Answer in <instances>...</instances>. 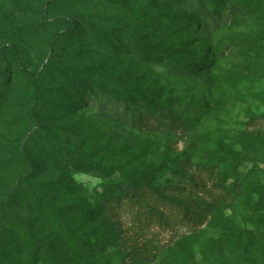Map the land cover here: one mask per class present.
<instances>
[{"label": "rangeland", "instance_id": "374dc122", "mask_svg": "<svg viewBox=\"0 0 264 264\" xmlns=\"http://www.w3.org/2000/svg\"><path fill=\"white\" fill-rule=\"evenodd\" d=\"M47 1L0 0V50L9 44L17 47L21 62L32 72L44 68L51 57L50 43L56 33L63 31L68 19L87 5L85 2L76 7L67 0H55L47 5ZM241 1L249 3L245 23L234 28L223 27L211 37L198 28H192L188 34L190 39H195L186 47L185 57L193 61L205 43L201 60L203 67L207 66L208 78L193 81L172 78L164 67L142 65L130 55L122 57L120 67L125 75L133 73L141 79L133 81L134 85L171 84L172 90L167 96L183 103L185 109L180 111L185 116L192 115L188 107L207 90L216 95L213 103L218 93L229 95L228 109H215L207 117L193 121L195 129L188 135L118 125L102 117L115 104L106 102L102 106L105 99L100 93L89 99L91 109L69 114L58 106L62 100L54 93L59 91L56 86L61 79L59 75L54 74L52 79L45 75L37 88L31 87L19 66L8 54L0 52V73L3 74L7 65L14 80L0 115V264H264V214L250 210L246 204L248 193L241 204L217 207L210 221L196 233H187L189 226L179 223L165 230L151 226L150 232H157L154 242L162 249L145 257L143 254L131 256L133 241L141 244L143 239L127 230L130 223L125 217L114 219L122 223V233L114 232L109 227L110 221L103 217L95 218L94 223L83 219L85 211H97L96 203L98 200L100 204L107 180L111 177L119 180V171L112 174L99 168L76 171L65 168L63 163L58 170H53L48 162L41 177H33L29 161L21 154L24 141L31 136L27 155L33 161H40L39 157L46 153L51 156L52 150L60 151V155L65 151L88 155L105 164L134 170L165 166L177 169L179 159L188 161L192 165L190 172L194 173L199 164L221 160L228 169L238 165L239 172L253 169L252 172L260 173L258 179L263 178L264 121L255 120L251 126L249 121L264 113V6L260 0ZM136 28L140 29H132ZM104 29L109 30L108 26ZM67 48L64 38L60 37L55 53L66 67L80 65L79 70L97 61L117 65L102 50H95L88 58L74 63L62 57ZM6 86L0 80V90ZM70 128H74L75 134L69 132ZM256 165L260 171L254 169ZM200 175L207 180L210 173ZM215 175L222 177L220 171ZM258 179L246 182V186L255 187ZM163 181L176 183L169 178ZM212 181L206 186L212 185ZM61 183L77 187V192L69 194L58 189ZM42 198L54 199L63 207V215H67L69 208V215L75 218V230L60 228V221L47 209ZM201 198L206 200L204 205L211 203L205 196ZM91 224L104 231V242L108 245L105 251L82 250ZM248 239L252 241L246 247L243 241Z\"/></svg>", "mask_w": 264, "mask_h": 264}, {"label": "trees", "instance_id": "16d2710c", "mask_svg": "<svg viewBox=\"0 0 264 264\" xmlns=\"http://www.w3.org/2000/svg\"><path fill=\"white\" fill-rule=\"evenodd\" d=\"M54 1L48 0L47 5ZM260 1L264 6V1ZM66 2L76 7L85 2L87 5L78 10L76 16L68 19L67 27L63 31L56 33L50 43L52 47L49 45L51 57L42 70L37 69L32 72L25 67L21 62L18 48L14 45H4L0 50L1 54H8L19 66L31 87L37 88L44 81L45 75L49 79H52L54 74L59 75L61 79L56 82L59 91L54 93L62 100L58 105L61 109L67 110L69 114L80 109H91L89 99L92 95L100 93L105 99L102 106L106 102L115 104L114 108L101 114L102 117L111 119L118 125H127L142 131L168 130L184 135L190 134L195 129L193 121L207 117L215 112V109L220 111L228 109L230 105L228 94L218 93L213 103L211 101L216 95L207 90L199 100L192 101L188 107L191 108L192 115L185 116L180 111L185 109L183 103L181 104L176 97L167 96L172 90L171 84L160 83L156 87L147 84L136 86L133 81L140 82V77L133 73L125 75L120 63L123 56L130 55L142 65L164 67L168 76L172 78L193 81L207 77L209 75L205 70L207 66L203 67L201 60L202 51L206 47L205 43L197 50L193 61L185 57L186 47L193 44L195 39H190L188 34L192 32V28H198L211 37L223 27L224 29L226 26L234 28L245 23L244 16L248 1L67 0ZM149 23L150 25L146 26ZM106 26L109 30L104 29ZM133 27H140V29H132ZM60 37L64 38L68 46L62 56L66 60H74L75 63L82 58H88L89 54L95 50H102L107 51L110 54L109 60L115 59L117 65L109 66L103 61H97L90 62L79 70L77 69L80 65L66 67L57 58V52L55 53ZM0 80L7 84L5 89L0 90L1 115L8 96L11 95V88L13 90L14 82L12 71L7 65L4 67L3 74L0 73ZM216 102L220 105L217 106ZM17 103L22 106L21 102L17 101ZM54 104L52 103L51 106ZM259 119L264 121V113L252 117L249 121L250 126ZM69 132L75 134L74 128H70ZM31 140L33 138L30 136L25 140L26 144L24 141L21 154L29 161L33 177H41L48 162L53 170H58L63 163L65 168L76 171L99 168L108 174L120 172L119 180L111 176L107 180V188L102 193V198H99L100 204L98 200L96 203L97 211L94 209L85 211L83 219L94 223L95 218L103 217L110 221L109 227L114 232L122 233V223H117L118 221L114 219L125 217L130 223L127 230L139 239H143L141 244L133 241L131 256L143 254L145 257L162 249L158 243L154 242L157 240V232L152 234L151 226L165 230L179 223L189 226L187 233H196L210 221L217 207L228 203L241 204L245 202L242 198L247 193L249 197L246 204L250 210L254 214H264V176L258 179L260 173L258 172V175L257 172H252L253 169L242 173L239 172L238 165L228 169L221 160H214L197 165L192 173L190 172L192 165L186 160L178 159L177 169L165 166L134 170L105 164L91 159L88 155L69 151L60 155V151L54 150L51 156L46 153L47 155L39 157L40 161H33L27 155V145ZM230 156L234 159L232 153ZM258 166L256 165L254 169L258 170ZM208 171L210 175L207 180H204V176L200 174L203 172L208 174ZM217 171L222 173L221 178L215 175ZM165 178L176 180V183L163 181ZM253 179H258L259 184L255 187L246 186V182ZM211 180H213L212 185L206 186ZM59 185L58 189L67 191L69 194L77 192L75 186H67L63 183ZM200 196H205L211 203L204 205L206 200ZM40 200L60 221L62 226L60 228L71 232L75 230L73 225L75 218L69 215V208L66 211L67 215H63V207L57 205L54 199ZM92 225L89 227L87 235L89 238L82 246V250L87 248L89 253L105 251L108 246L104 242L105 233L99 226ZM248 233L252 235L251 231ZM92 241H95L94 244L97 247ZM250 241L252 240H245L243 244L248 247Z\"/></svg>", "mask_w": 264, "mask_h": 264}]
</instances>
